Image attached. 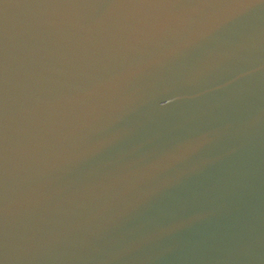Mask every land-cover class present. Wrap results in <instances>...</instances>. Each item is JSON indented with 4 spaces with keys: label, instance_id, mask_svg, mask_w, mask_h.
Returning a JSON list of instances; mask_svg holds the SVG:
<instances>
[{
    "label": "water",
    "instance_id": "95a60500",
    "mask_svg": "<svg viewBox=\"0 0 264 264\" xmlns=\"http://www.w3.org/2000/svg\"><path fill=\"white\" fill-rule=\"evenodd\" d=\"M0 264H264V0H0Z\"/></svg>",
    "mask_w": 264,
    "mask_h": 264
}]
</instances>
